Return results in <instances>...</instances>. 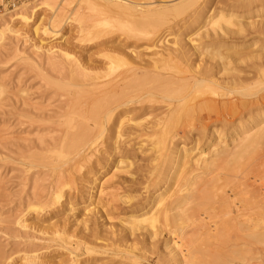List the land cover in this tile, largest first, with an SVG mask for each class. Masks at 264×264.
<instances>
[{
    "label": "bare ground",
    "instance_id": "6f19581e",
    "mask_svg": "<svg viewBox=\"0 0 264 264\" xmlns=\"http://www.w3.org/2000/svg\"><path fill=\"white\" fill-rule=\"evenodd\" d=\"M56 1H32L38 3L29 17L23 11L17 15L10 11L9 23L28 27L39 13L52 10ZM83 6L94 14L104 8L122 14L138 4L81 0L76 12ZM154 7L146 11L151 19L156 17L147 23L152 37L145 50L151 51L143 56L113 51L125 59L126 70L116 76L89 77V100L76 98L64 103L68 111L64 131L63 126L56 131L59 136L50 139L44 153L38 155L60 151V157L75 164L65 161L62 165L68 168L60 171L52 165L55 182L51 199L32 209L59 204L66 187L63 179L72 178L71 172L86 163L96 166L100 161L92 162V157L105 155L109 171L107 176L90 180L89 199L94 198V209L99 211L95 226L100 221L118 223L90 239L78 236L74 243L63 241L58 229L51 230L53 238L50 235L49 240L68 248L71 255L79 249L89 255L111 252L126 260L125 264H144L139 261L144 251L157 255L156 264H192L188 262L194 256L191 246L199 241L264 245V103L257 105L264 100V92L255 88L261 87L258 83L264 77V54L257 55V44L251 38L264 37V0H181ZM188 11L189 20L198 28L189 25L186 35L179 31L171 47H163L160 28L171 17ZM252 15L255 18H250ZM81 21L80 34L90 32ZM100 22L109 21L96 25ZM120 27L132 39L144 32L133 25ZM203 120L207 122L199 138L189 137L192 125ZM106 127L114 131V139L111 149L103 154L97 147ZM123 137L128 141H121ZM142 155L147 157L144 161L139 159ZM29 157L30 151L25 159ZM78 159L85 164L81 166ZM65 205L71 207L68 198ZM89 224L82 220L83 231L89 232ZM146 246L151 251H146ZM221 258L209 264L237 263L232 255L227 260ZM34 260L25 264H38ZM69 262L78 261L71 258Z\"/></svg>",
    "mask_w": 264,
    "mask_h": 264
},
{
    "label": "rangeland",
    "instance_id": "374dc122",
    "mask_svg": "<svg viewBox=\"0 0 264 264\" xmlns=\"http://www.w3.org/2000/svg\"><path fill=\"white\" fill-rule=\"evenodd\" d=\"M80 1L57 0L52 10L39 13L28 27L16 22L9 23L8 18H12L13 13L10 14L6 9L0 10V264H25L29 259H35L38 264H70L71 258L78 261L76 264L128 263L126 260L124 262L118 257H113L111 252L100 251L89 255L79 249L74 250L71 255L66 247L69 242L74 243L78 236L89 238L96 233L103 234L104 229L109 230L118 223L116 220L100 221L95 226V215L99 211L94 209V198L89 199L90 180L107 176L109 171L105 155L92 157V162L96 159L100 161L96 166L82 163L78 159L81 166L85 165L77 172L72 171L70 175L72 178L66 176L67 178L63 179L66 187L59 204L36 211L32 208L36 207L38 202H47L51 199L52 186L55 182L51 173L54 168L55 171L66 170L68 168L66 164H75V161L71 163L69 158L60 157V151L48 153L46 156L38 154L43 152L42 149H46L50 139L59 136L56 131L59 132L62 126L61 131H64V119L68 115V111L64 110L66 104L77 99L89 100L91 96L89 77L116 76L126 70L125 59L112 54L113 51L125 50V54L130 56H143L151 51L145 50L146 42L152 37L150 36L152 31L147 23L155 21L156 17L152 20L146 11L154 6L157 8L175 5L181 0L173 2L126 0L138 4V7L122 14L105 8L94 14L83 6L79 9V17L76 9ZM37 3L24 0V5L13 11L14 15H17L18 11H23L24 15L29 17L30 11ZM6 13L9 14L2 16ZM189 13L188 11L186 15L171 17L168 23L160 28L158 33L163 36L162 39L165 38L163 47H171L170 43L179 31L186 35L191 30L189 25H192V29L198 28V24L193 26L189 20ZM250 18L255 16L252 15ZM80 21L85 24L84 26L88 25L87 31H90L88 32L90 36L88 33L84 34L85 32L81 33L85 36L80 34ZM99 21L109 22L108 24L100 22L101 24L96 25ZM121 25H133L144 32L139 34L140 38L132 39L128 37L126 30L121 29ZM251 38L254 39L252 42L257 44L255 46L257 55H263L264 37L256 35ZM63 52L67 56H64ZM110 56L114 57L109 59ZM73 63L79 64L87 71H82ZM175 66L181 69L179 64ZM85 74L86 77L83 76ZM259 81L261 87L256 85L255 88L262 93L264 77ZM263 101L257 105H261V102L263 104ZM206 122L207 120H203L201 123L193 124L189 137L199 138L202 125ZM113 133L114 131L108 127L103 129L97 147L100 153L107 154L111 149ZM121 134L124 136L126 132L123 131ZM121 141L126 142L128 139L123 137ZM28 151L31 158L25 159ZM146 158L143 155L139 156L142 161ZM64 163L66 164L62 165ZM38 164L46 167L41 168ZM94 192L95 189L91 191L93 194ZM67 198L71 207L65 205ZM71 208L73 211L68 212ZM98 216L99 214L96 217ZM84 218L90 221L89 232L83 231L81 227ZM103 224L108 225L103 227ZM54 229H58L63 241L69 240L64 244L67 249L61 248L59 242L49 240L50 235L52 236L51 230ZM160 243L158 252L161 254L163 246ZM191 248L194 256L191 255L188 262L192 264H209L216 257L227 260L231 255L237 261L236 264H264L262 244H245L234 240L217 243L210 239L196 242ZM145 250L151 251L148 246ZM141 254L143 258L139 260L140 262L156 264L158 258L156 254L144 251Z\"/></svg>",
    "mask_w": 264,
    "mask_h": 264
},
{
    "label": "built area",
    "instance_id": "2783aa9c",
    "mask_svg": "<svg viewBox=\"0 0 264 264\" xmlns=\"http://www.w3.org/2000/svg\"><path fill=\"white\" fill-rule=\"evenodd\" d=\"M30 1H36V0H30ZM24 3V0H0V10L6 9V11H14L18 9L22 4Z\"/></svg>",
    "mask_w": 264,
    "mask_h": 264
}]
</instances>
